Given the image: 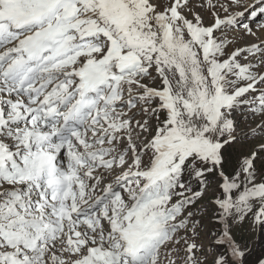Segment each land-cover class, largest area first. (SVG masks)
<instances>
[{
  "label": "snow or ice",
  "instance_id": "6c2138e0",
  "mask_svg": "<svg viewBox=\"0 0 264 264\" xmlns=\"http://www.w3.org/2000/svg\"><path fill=\"white\" fill-rule=\"evenodd\" d=\"M0 264H264V0H0Z\"/></svg>",
  "mask_w": 264,
  "mask_h": 264
}]
</instances>
